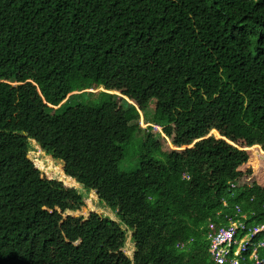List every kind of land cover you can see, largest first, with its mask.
Returning a JSON list of instances; mask_svg holds the SVG:
<instances>
[{
	"label": "trees",
	"instance_id": "1",
	"mask_svg": "<svg viewBox=\"0 0 264 264\" xmlns=\"http://www.w3.org/2000/svg\"><path fill=\"white\" fill-rule=\"evenodd\" d=\"M80 92L100 101L47 114ZM152 101L161 132L121 172ZM236 208L264 223V0H0V264H217Z\"/></svg>",
	"mask_w": 264,
	"mask_h": 264
},
{
	"label": "rangeland",
	"instance_id": "2",
	"mask_svg": "<svg viewBox=\"0 0 264 264\" xmlns=\"http://www.w3.org/2000/svg\"><path fill=\"white\" fill-rule=\"evenodd\" d=\"M102 90L103 88H99L95 91L89 90L88 92L99 93ZM77 95H81V96L78 97ZM73 96L76 97L73 98ZM113 96L115 99H122L117 94H113ZM98 97L97 98L90 97L88 94H85V92L74 93L67 96L66 99H64L61 103H59L58 106L56 107L48 106L47 114L49 116H57L62 114L63 111H65L67 108H69L72 105L87 104V102L91 100H93V102H98L100 101V97L99 98ZM153 106H154V101L150 103L149 107L145 111L139 112L140 119L138 123L141 127L142 132L138 133V135H135V137L131 140V142L126 146H124V159L119 164V170L121 172L130 173L136 171L139 167L141 157L143 155H149L148 144L146 143V141H144L145 135L148 134L147 130L152 128L156 133L161 132V128H159L158 130H155L154 128ZM28 147H29V153H28L29 158L32 161L40 163L41 168L45 173L51 175L53 179H57V180L63 179L64 175L59 174L61 172L59 171L61 170V168L59 169L60 165L58 161L49 157L48 154L45 151H43L41 147L34 141H29ZM49 160L51 161L50 164L48 163ZM73 188L77 191L79 195H81V197L83 198L86 204L85 209L82 210V215L88 216L92 212H98L102 214L104 218L119 223V219L116 217V213L113 212L104 203H101L96 193L87 191L86 189H84L83 186H78L77 183L73 185ZM123 231L126 232V241L122 251L127 257L131 259L135 252V246L134 243L132 242V238L129 239V236L132 235V232L127 231V229L124 227H123ZM260 238H264V234L261 235Z\"/></svg>",
	"mask_w": 264,
	"mask_h": 264
},
{
	"label": "built area",
	"instance_id": "3",
	"mask_svg": "<svg viewBox=\"0 0 264 264\" xmlns=\"http://www.w3.org/2000/svg\"><path fill=\"white\" fill-rule=\"evenodd\" d=\"M158 130L159 127H154ZM210 240V250L217 264H264V223L247 224L248 215L236 208Z\"/></svg>",
	"mask_w": 264,
	"mask_h": 264
},
{
	"label": "water",
	"instance_id": "4",
	"mask_svg": "<svg viewBox=\"0 0 264 264\" xmlns=\"http://www.w3.org/2000/svg\"><path fill=\"white\" fill-rule=\"evenodd\" d=\"M102 91H104V92H106V93H109V94H117V95H119L120 97H122L118 92H107L106 90H102ZM63 172V171H62ZM64 173V172H63ZM64 176L66 177V178H68L66 175H65V173H64ZM68 179H70V178H68ZM71 180V179H70ZM78 185H80L79 183H77ZM130 238H132V235H130L129 236V239ZM134 246H135V244H134ZM133 257H134V254H133V256H132V258L131 259H133Z\"/></svg>",
	"mask_w": 264,
	"mask_h": 264
}]
</instances>
